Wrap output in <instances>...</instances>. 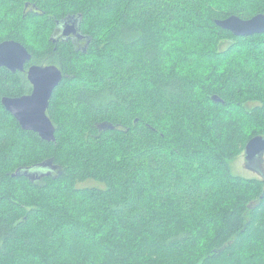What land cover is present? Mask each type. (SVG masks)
<instances>
[{
    "label": "trees",
    "instance_id": "obj_1",
    "mask_svg": "<svg viewBox=\"0 0 264 264\" xmlns=\"http://www.w3.org/2000/svg\"><path fill=\"white\" fill-rule=\"evenodd\" d=\"M258 14L264 0H0V43L64 74L47 142L2 104L26 74L0 68V264H264V178L232 165L264 136V33L216 24ZM69 17L86 50L53 47Z\"/></svg>",
    "mask_w": 264,
    "mask_h": 264
},
{
    "label": "water",
    "instance_id": "obj_2",
    "mask_svg": "<svg viewBox=\"0 0 264 264\" xmlns=\"http://www.w3.org/2000/svg\"><path fill=\"white\" fill-rule=\"evenodd\" d=\"M69 18L71 21L77 19L76 17ZM216 24L235 36L249 37L264 33V14L255 15L249 20L233 15L216 21ZM69 33L66 31L67 35ZM31 61L32 55L23 44L14 40L0 43V68H6L14 74L25 72L27 64ZM28 80L33 86L31 94L21 97H4L2 104L25 131L37 133L44 141L55 142L57 128L47 115V111L54 91L64 80V74L56 65H32L28 71ZM214 99L218 100L215 97ZM263 157L264 136L250 139L245 148L248 168L262 174L260 163ZM59 169L60 167L50 160L38 165L34 170H19L13 177L25 176L32 181H38L45 176H51Z\"/></svg>",
    "mask_w": 264,
    "mask_h": 264
},
{
    "label": "flooded vegetation",
    "instance_id": "obj_3",
    "mask_svg": "<svg viewBox=\"0 0 264 264\" xmlns=\"http://www.w3.org/2000/svg\"><path fill=\"white\" fill-rule=\"evenodd\" d=\"M27 7H29V4L27 5ZM72 26H74V28H72ZM51 29H52V33L50 30V41L53 44V47H56L59 44H71L74 45L78 50L87 49L89 44V38L87 35L82 33V30L79 26V21L77 19L71 21V19L68 18V19H63L61 21H54V23H51ZM66 31L70 32L69 35L66 34ZM56 49L57 48H54V50ZM51 65L54 64L51 63ZM31 66L32 65L28 66L27 64L26 71L24 72L27 76V79H28V71ZM31 88L32 89L29 94H31L33 90L32 84H31Z\"/></svg>",
    "mask_w": 264,
    "mask_h": 264
},
{
    "label": "rangeland",
    "instance_id": "obj_4",
    "mask_svg": "<svg viewBox=\"0 0 264 264\" xmlns=\"http://www.w3.org/2000/svg\"><path fill=\"white\" fill-rule=\"evenodd\" d=\"M226 45L227 44H225L224 47ZM232 165H233V171L237 175L244 176L246 178H259L261 180L264 178V157L262 158L260 163V169L262 171V174L248 168L245 155L236 159ZM80 187L88 188V187H102V186L96 182L90 181L87 182L86 184H81ZM65 246L66 247L64 249L68 250V245L65 244Z\"/></svg>",
    "mask_w": 264,
    "mask_h": 264
}]
</instances>
